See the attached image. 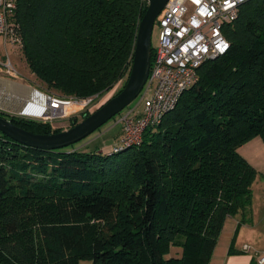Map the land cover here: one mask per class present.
<instances>
[{
    "label": "trees",
    "instance_id": "obj_1",
    "mask_svg": "<svg viewBox=\"0 0 264 264\" xmlns=\"http://www.w3.org/2000/svg\"><path fill=\"white\" fill-rule=\"evenodd\" d=\"M15 2L22 51L50 92L104 95L129 73L145 0ZM224 32L227 52L139 146L46 150L0 131V264H206L227 217L252 221L258 171L239 147L264 140V0L242 3Z\"/></svg>",
    "mask_w": 264,
    "mask_h": 264
},
{
    "label": "built area",
    "instance_id": "obj_2",
    "mask_svg": "<svg viewBox=\"0 0 264 264\" xmlns=\"http://www.w3.org/2000/svg\"><path fill=\"white\" fill-rule=\"evenodd\" d=\"M247 0H168L157 18L158 41L149 77L141 90L140 104L128 106L118 119L123 125L122 146H139L149 127L159 125L165 115L174 110L181 96L199 78V68L208 59L225 54L230 42L225 28L238 17L239 7ZM15 0H0V37L7 44L23 46V38L15 21ZM1 64V63H0ZM1 71L12 79L22 81L13 62L7 56ZM3 74V75H4ZM139 94V95H140ZM1 104L8 105L19 116L40 122L70 119L92 113L101 105L103 95L69 96L46 92L36 87L26 100L15 106L10 98L0 93ZM9 113V112H8ZM244 250H250L248 244ZM258 254V253H257ZM255 264H264V251L257 255Z\"/></svg>",
    "mask_w": 264,
    "mask_h": 264
},
{
    "label": "water",
    "instance_id": "obj_3",
    "mask_svg": "<svg viewBox=\"0 0 264 264\" xmlns=\"http://www.w3.org/2000/svg\"><path fill=\"white\" fill-rule=\"evenodd\" d=\"M148 7L138 28L131 68L125 85L116 95L83 119L72 118V126L49 134L34 133L24 129L0 115V131L14 141L26 146L46 150L68 147L89 136L91 133L122 112L139 96L152 64V37L156 20L168 0H148ZM5 112H17L0 106Z\"/></svg>",
    "mask_w": 264,
    "mask_h": 264
},
{
    "label": "crops",
    "instance_id": "obj_4",
    "mask_svg": "<svg viewBox=\"0 0 264 264\" xmlns=\"http://www.w3.org/2000/svg\"><path fill=\"white\" fill-rule=\"evenodd\" d=\"M35 88L36 86L27 84L24 81H18L0 74V93L10 98V104L13 106H15L19 100L28 99L34 93ZM239 152L258 171V175L252 187L256 184H260L264 189V140L260 136H257L240 146ZM257 208L258 213H263V205H259ZM255 213L256 209L252 203V221L250 223H240L241 214L226 218L212 256L206 264L256 263L257 255L264 251V228L256 223ZM245 244H248L251 249L244 250L243 247ZM178 250L181 252L180 249ZM88 264H92V262L89 261Z\"/></svg>",
    "mask_w": 264,
    "mask_h": 264
},
{
    "label": "rangeland",
    "instance_id": "obj_5",
    "mask_svg": "<svg viewBox=\"0 0 264 264\" xmlns=\"http://www.w3.org/2000/svg\"><path fill=\"white\" fill-rule=\"evenodd\" d=\"M148 6L149 1L145 0ZM157 41H158V23L156 21L154 25V30H153V37H152V47L156 48L157 46ZM7 56L11 59L13 62L14 66L18 70V72L21 74L23 77V81L27 84L33 85L38 87L41 90H44L46 92H50L45 88L43 84L40 83V80L35 77L32 72L29 69L27 60L25 58V55L22 51V47L17 45V44H7L5 46L4 39L0 37V74H4V72L1 71V66L2 62L7 59ZM131 68V67H130ZM129 74V73H128ZM128 74L125 76L124 79H122L119 83H117L112 90L107 91L102 98V101L100 102L102 105L106 100L111 98L112 96L116 95L119 90L123 88V86L126 83ZM5 75V74H4ZM0 99L3 100V98L0 97ZM2 100H0L2 103H4ZM141 100V94L131 103L130 106H135L138 105V103ZM0 102V106L14 110L13 108L7 107L8 105H3ZM140 106L138 108H142V104L139 103ZM127 107L111 118L108 122L103 124L100 128H98L96 131L91 133L89 136L86 138L82 139L81 141L72 144L68 147H65L64 150L67 151H73L77 150L80 152H93V151H103V152H113V150L117 146H122L120 140L123 135V125L118 122L119 117L123 112H125ZM0 111H2L0 109ZM52 128L53 129H67L70 127V119H60V120H53L52 121ZM254 191V196H253V204L256 209L255 213V219L257 220L256 223H258L262 228H264V210H262L263 213H258L257 212V207L259 205L264 206V189L263 187L260 186V184H256L253 187ZM178 247H173L172 248V254H176L177 251L179 253V250L181 248ZM89 260L88 259H82L81 264H88Z\"/></svg>",
    "mask_w": 264,
    "mask_h": 264
},
{
    "label": "flooded vegetation",
    "instance_id": "obj_6",
    "mask_svg": "<svg viewBox=\"0 0 264 264\" xmlns=\"http://www.w3.org/2000/svg\"><path fill=\"white\" fill-rule=\"evenodd\" d=\"M83 116H81V117H75V118H77L78 120H81V119H83ZM71 121H72V118H70V126H72V122Z\"/></svg>",
    "mask_w": 264,
    "mask_h": 264
}]
</instances>
